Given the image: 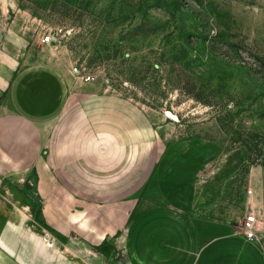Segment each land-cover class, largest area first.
Returning <instances> with one entry per match:
<instances>
[{
    "label": "rangeland",
    "instance_id": "1",
    "mask_svg": "<svg viewBox=\"0 0 264 264\" xmlns=\"http://www.w3.org/2000/svg\"><path fill=\"white\" fill-rule=\"evenodd\" d=\"M12 28L81 95L138 107L159 155L183 140L210 142L237 168L239 187L264 167V0H0V45ZM37 180L34 169L0 177V264H134L126 228L100 241L97 225L57 228ZM70 205L63 200L62 221Z\"/></svg>",
    "mask_w": 264,
    "mask_h": 264
},
{
    "label": "crops",
    "instance_id": "2",
    "mask_svg": "<svg viewBox=\"0 0 264 264\" xmlns=\"http://www.w3.org/2000/svg\"><path fill=\"white\" fill-rule=\"evenodd\" d=\"M23 41L12 28L0 45V177L36 170L45 210L65 233L97 225L100 241L126 228L134 264H264V167H251L239 187L237 168L222 165L210 142L183 140L160 156L138 107L81 95Z\"/></svg>",
    "mask_w": 264,
    "mask_h": 264
},
{
    "label": "built area",
    "instance_id": "3",
    "mask_svg": "<svg viewBox=\"0 0 264 264\" xmlns=\"http://www.w3.org/2000/svg\"><path fill=\"white\" fill-rule=\"evenodd\" d=\"M53 39H54V35L49 34L42 38V42L51 43L53 42ZM91 79H92L91 76H87L85 78L86 81H91ZM256 222H257L256 215L252 213L248 214L245 221L243 222V229H244L246 238L249 240H252L255 237Z\"/></svg>",
    "mask_w": 264,
    "mask_h": 264
},
{
    "label": "water",
    "instance_id": "4",
    "mask_svg": "<svg viewBox=\"0 0 264 264\" xmlns=\"http://www.w3.org/2000/svg\"><path fill=\"white\" fill-rule=\"evenodd\" d=\"M170 117H175L172 113H167Z\"/></svg>",
    "mask_w": 264,
    "mask_h": 264
},
{
    "label": "trees",
    "instance_id": "5",
    "mask_svg": "<svg viewBox=\"0 0 264 264\" xmlns=\"http://www.w3.org/2000/svg\"><path fill=\"white\" fill-rule=\"evenodd\" d=\"M253 163H257L256 161H254Z\"/></svg>",
    "mask_w": 264,
    "mask_h": 264
}]
</instances>
